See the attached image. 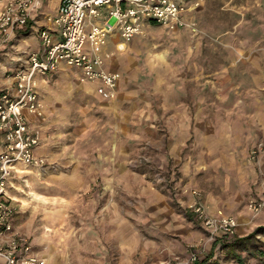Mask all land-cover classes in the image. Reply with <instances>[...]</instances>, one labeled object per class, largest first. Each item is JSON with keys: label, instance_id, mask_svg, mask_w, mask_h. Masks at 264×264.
Listing matches in <instances>:
<instances>
[{"label": "rangeland", "instance_id": "374dc122", "mask_svg": "<svg viewBox=\"0 0 264 264\" xmlns=\"http://www.w3.org/2000/svg\"><path fill=\"white\" fill-rule=\"evenodd\" d=\"M41 2L37 21L49 25L59 0ZM204 7L186 32L151 24L131 39L124 57L134 62L116 117L114 109L80 93L85 81L77 73L49 77L65 98L55 105L58 121L46 139L39 131L41 145L48 146L46 162L23 166L11 189L17 225L48 264H174L192 253L197 264H239L237 255L244 264H264V213L250 208L264 191V139L255 138L244 155L250 169L228 173L197 166L194 134L187 147L175 149L180 127L170 113L178 105L169 107L163 82L153 84L156 76L178 80L179 57H215L221 67L230 65L229 57H241V49L264 67V0H207ZM22 38L39 48L37 33ZM241 59L242 67L233 70L251 66ZM210 74L202 79L220 86ZM244 94L237 93L238 106ZM195 191L204 205L214 196L217 210L236 218L234 236L207 230L190 208Z\"/></svg>", "mask_w": 264, "mask_h": 264}, {"label": "built area", "instance_id": "2783aa9c", "mask_svg": "<svg viewBox=\"0 0 264 264\" xmlns=\"http://www.w3.org/2000/svg\"><path fill=\"white\" fill-rule=\"evenodd\" d=\"M205 0H60L56 14L48 16L49 25L37 28L40 48L15 50L19 29L34 20L40 0H0V53L9 48L16 54L14 68L1 67L5 83L0 86V264H44L35 252L30 237L18 231L17 212L9 187L23 173V166H42L46 159L38 154L40 135L30 125V116L41 118L44 107L38 90V77L56 72L61 64L76 69L83 81L97 83L96 92L114 98L119 71L105 68L103 48L111 35L118 33L123 49L142 31L144 22L153 21L170 30L191 25L188 13ZM114 54V53H112ZM12 70V71H11ZM262 145L258 151H262ZM256 153L257 151H253ZM191 211L212 235H235L238 221L222 210L210 213L194 193ZM254 214L264 213V197L253 199ZM192 253L184 263L196 264ZM173 264V263H168Z\"/></svg>", "mask_w": 264, "mask_h": 264}, {"label": "crops", "instance_id": "0c3cea01", "mask_svg": "<svg viewBox=\"0 0 264 264\" xmlns=\"http://www.w3.org/2000/svg\"><path fill=\"white\" fill-rule=\"evenodd\" d=\"M206 1L207 0H205L203 5L197 10L188 13L187 19H196L197 15L204 10ZM41 4L43 5L42 2ZM41 11L42 7L33 14L32 18L34 20L30 21L27 27L19 29L16 32L14 39L15 50L29 47L35 49L28 42V38L22 37L29 32L37 33L38 27L46 26L37 21V16L40 15L39 12ZM151 24L159 25L153 21H146L143 27L150 26ZM159 26L166 28L162 25ZM185 28L186 27L178 28L180 29L179 32H186L187 28ZM26 29L30 31L25 34L22 33V30ZM22 41H25V44H27L26 48H24L25 45H22ZM130 41L124 43L123 49L118 50L117 45L122 43V41L119 34L116 32L110 36L107 45L103 48L106 54L105 68L109 71H119L122 73V77L116 88L118 98L103 99L101 95L96 92L97 83L85 81L81 83L79 87L80 93L98 99L106 108L114 109L115 117L117 116V109L120 106L118 99L123 94L125 85L128 83L131 63L132 61L134 62L133 57H124L126 56ZM238 53L241 55L239 58H242V63H251L248 69L243 67L240 70H233L237 65L242 67L240 62H237V59H239L238 57H229V61H231L230 65H223L221 67L215 57H179V59H181V71L179 72L178 80H159L158 76H156L153 83L154 87H158L162 82L165 84L163 92L166 95L165 100L169 103V107L173 108V104L178 105L176 108L177 113L173 111L170 113V117L179 120L180 127L178 131L180 136L175 140L177 143L173 146H176L175 149L180 152L187 147V137L190 136V134H194L196 141L195 149L198 150L195 155L196 162L198 163L197 166L202 168L206 167L208 170L212 169L214 171H219L221 169H226V172L228 170L231 171L228 173H233L234 171H238L240 166L241 170H243V168L250 169V166L243 162L244 155L248 152L255 138L259 137L264 139V93L258 92L259 87L264 85V67L254 63L260 60L253 61L250 57H247L249 54L248 52L240 49ZM15 54L16 52L11 48H9L7 52L0 53V86L5 83L1 67L7 64L8 70L14 68L13 57ZM183 59L184 62H182ZM204 61L208 63V68L204 67ZM76 73L80 75L76 69L61 64L56 72L38 77L40 99L45 105L44 116L41 118L30 116V125L34 132H38L39 135L41 132V136L44 139H46L53 125L58 121V106H55L57 101H61L65 98L63 97V91L59 88L55 89L50 85L49 77L59 75L63 78ZM189 73L192 74V76H190ZM208 73L218 78L221 81V85L218 86V84L214 83L217 85L216 86L206 79H202L203 76H208L206 75ZM234 73H238L236 78L235 75H233ZM239 91L244 92L246 98L241 106L237 105V99L239 98L237 93H239ZM139 94L140 91L135 93V95ZM189 103L193 104L191 105ZM189 106H193L192 112L189 111ZM47 149L48 146L44 142L37 148V152L45 157ZM22 167L23 165H20L21 169ZM20 176H22V173ZM13 184L14 181L9 187L8 193L17 206L18 203L15 197L11 195ZM31 195L33 194L31 193ZM262 197H264V191L256 198ZM204 203L206 209L210 213H215L220 206L219 201L214 198V196H207ZM18 212L19 210L15 213L13 220L16 229L24 233L17 225ZM237 232L236 230V233ZM35 252L40 256L44 264H48V259L44 255L36 250Z\"/></svg>", "mask_w": 264, "mask_h": 264}, {"label": "trees", "instance_id": "16d2710c", "mask_svg": "<svg viewBox=\"0 0 264 264\" xmlns=\"http://www.w3.org/2000/svg\"><path fill=\"white\" fill-rule=\"evenodd\" d=\"M240 240H241V239H240ZM238 241H239V240H237L236 242H238ZM236 242H235V243H236ZM235 243H234V244H235ZM236 260H237V262H238L239 264H244V263H245V262H244V259H243L240 255H237V256H236ZM197 263H198V262H197ZM197 263H196V264H197Z\"/></svg>", "mask_w": 264, "mask_h": 264}, {"label": "bare ground", "instance_id": "6f19581e", "mask_svg": "<svg viewBox=\"0 0 264 264\" xmlns=\"http://www.w3.org/2000/svg\"><path fill=\"white\" fill-rule=\"evenodd\" d=\"M24 171V170H23Z\"/></svg>", "mask_w": 264, "mask_h": 264}]
</instances>
